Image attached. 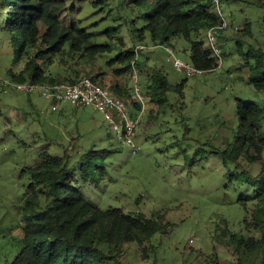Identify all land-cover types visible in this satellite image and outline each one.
<instances>
[{
	"label": "rangeland",
	"instance_id": "374dc122",
	"mask_svg": "<svg viewBox=\"0 0 264 264\" xmlns=\"http://www.w3.org/2000/svg\"><path fill=\"white\" fill-rule=\"evenodd\" d=\"M65 1L62 22L93 33L92 42L106 44L111 51L73 56L68 44L66 54L58 55L47 69L51 76L66 75L71 80L97 76L98 83L118 86L129 100H135L133 73H122L123 66L116 60L124 50L146 46L136 54L147 104L134 136L139 150L122 145L92 106L66 101L53 109L51 99L15 89L4 91L0 85V264L12 263L25 246L23 207L31 184L27 171L43 152L62 157L67 150L72 167L78 168L76 182L89 202L104 211L120 208L155 220L164 215V232L122 246L118 256L122 264H262L261 232L243 224L246 211L240 202L254 195L253 187L229 179V174L264 173V148L261 153L250 149L229 166L222 153L240 136L239 102L257 103L264 110V91L249 83L251 71L241 67L245 60L240 51L250 45L264 48V0L221 1L229 24L219 38L222 62L217 70L194 76L177 70L170 53L149 30L143 31L147 25L143 16L152 4ZM3 11L0 6V16ZM206 32L201 38L207 47ZM172 46L176 58L192 64L187 41L177 38ZM16 47L11 32L0 28V76L18 72L27 63L26 54L16 64ZM157 72L167 77L169 87L187 80L183 92L169 91L163 103L153 99L149 90ZM136 107L133 103L132 109ZM92 148L115 153L103 161L107 170L103 177L98 171L85 182L80 173L82 155ZM41 195L43 207L47 202ZM232 234L250 247L244 243L239 248Z\"/></svg>",
	"mask_w": 264,
	"mask_h": 264
},
{
	"label": "trees",
	"instance_id": "16d2710c",
	"mask_svg": "<svg viewBox=\"0 0 264 264\" xmlns=\"http://www.w3.org/2000/svg\"><path fill=\"white\" fill-rule=\"evenodd\" d=\"M127 1L138 6L152 4L153 8L143 16L147 21L143 31L149 30L160 46L173 47V41L182 38L190 44L191 60L195 67L206 72L218 69V59L212 56L201 38L203 31L221 23L212 10L213 0ZM0 6L4 8L0 28L11 32L13 42L17 44L16 64L28 55V61L19 73L11 70L9 76L13 80L74 83L77 80H71L66 75L51 76L47 73L56 57L66 54L68 44L69 53L73 56L84 52L92 56L111 51L106 44L93 43V33L62 22L60 13L67 9L65 0H4V5L0 1ZM106 32L111 34L109 30ZM240 51L245 60L241 67L250 68L251 71L249 83L256 91H264V48L250 45L246 51ZM116 62L123 66L122 73L132 74L133 64L138 65L135 50H124ZM91 78L98 82L97 76ZM186 84L187 80H184L169 87L167 77L157 72L149 91L153 99L163 103L169 91L182 93ZM109 88L127 98L118 86ZM126 100L129 101L128 98ZM130 101L136 104L135 111L140 110L141 104L134 99ZM237 116L240 136L222 153L227 166L238 163L239 158L249 153L250 149L261 153L264 148V110L257 103L239 102ZM113 153L114 150L92 148L83 154L80 166L82 179L89 181L98 171L103 177L107 172L102 166L103 161ZM71 159L68 150L62 157L52 156L45 151L41 154V160L27 171L31 184L23 207L25 246L10 264H122L118 256L125 243L147 241L157 233L164 232V215L155 220L144 214L126 213L120 208L104 211L89 202L76 182L78 168L72 167ZM229 179L253 187L254 195L240 200L246 211L243 224L249 230L261 232L260 243L264 250V173L253 176L248 172H231ZM41 193L47 202L43 207ZM249 203L253 204L251 213ZM231 237L238 242L239 248L247 243L236 234ZM250 241L257 244L254 240ZM247 246L250 247L248 243Z\"/></svg>",
	"mask_w": 264,
	"mask_h": 264
},
{
	"label": "built area",
	"instance_id": "2783aa9c",
	"mask_svg": "<svg viewBox=\"0 0 264 264\" xmlns=\"http://www.w3.org/2000/svg\"><path fill=\"white\" fill-rule=\"evenodd\" d=\"M214 12L220 18L221 23L207 30L206 40L207 47L212 53V56L217 58L219 65L222 62V49L219 38L224 30L229 26L222 11L221 0H213ZM163 47V46H161ZM146 46L140 45L136 47V54ZM170 53V58L173 59L174 66L177 70L183 71L188 76L203 75L206 71L195 67L193 64H188L176 58L171 47H163ZM25 67L23 65L21 70ZM14 72V73H19ZM138 72L135 64H133V92L135 102L141 104V108L135 111L133 103L127 101L124 97L113 92L109 87L104 86L91 77H82L74 83L54 82V83H32L19 82L13 80L10 76H0V85L4 91L15 89L17 91L36 94L41 97L51 99L54 102L53 109L57 108L59 102H70L75 106H92L103 115L116 139L126 146H131L135 151L139 150L134 144V136L142 124L147 111V104L142 96Z\"/></svg>",
	"mask_w": 264,
	"mask_h": 264
}]
</instances>
